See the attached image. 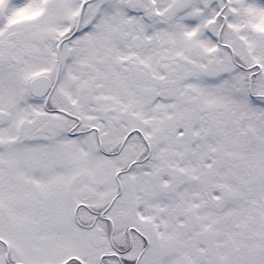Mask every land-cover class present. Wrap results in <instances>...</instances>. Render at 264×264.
I'll use <instances>...</instances> for the list:
<instances>
[{"label":"snow or ice","instance_id":"obj_1","mask_svg":"<svg viewBox=\"0 0 264 264\" xmlns=\"http://www.w3.org/2000/svg\"><path fill=\"white\" fill-rule=\"evenodd\" d=\"M0 264H264V0H0Z\"/></svg>","mask_w":264,"mask_h":264}]
</instances>
